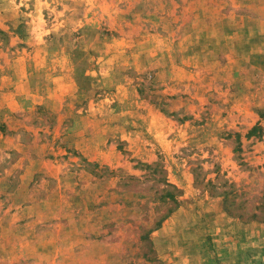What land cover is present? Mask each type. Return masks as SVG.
<instances>
[{"label": "rangeland", "instance_id": "374dc122", "mask_svg": "<svg viewBox=\"0 0 264 264\" xmlns=\"http://www.w3.org/2000/svg\"><path fill=\"white\" fill-rule=\"evenodd\" d=\"M263 247L264 0H0V264Z\"/></svg>", "mask_w": 264, "mask_h": 264}, {"label": "trees", "instance_id": "16d2710c", "mask_svg": "<svg viewBox=\"0 0 264 264\" xmlns=\"http://www.w3.org/2000/svg\"><path fill=\"white\" fill-rule=\"evenodd\" d=\"M253 130H254V127H253L248 133H251V131H253ZM170 198L173 199V202H174V204H175L174 207H176L178 202H177V199L175 198V195H171ZM163 218H165V217H161V218H160V220H159L158 223H157V226L159 225V223L162 221ZM258 264H264V261H261V262H259Z\"/></svg>", "mask_w": 264, "mask_h": 264}, {"label": "crops", "instance_id": "0c3cea01", "mask_svg": "<svg viewBox=\"0 0 264 264\" xmlns=\"http://www.w3.org/2000/svg\"><path fill=\"white\" fill-rule=\"evenodd\" d=\"M263 251H264V247H263ZM260 260L264 261V259H260Z\"/></svg>", "mask_w": 264, "mask_h": 264}]
</instances>
